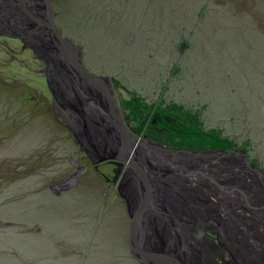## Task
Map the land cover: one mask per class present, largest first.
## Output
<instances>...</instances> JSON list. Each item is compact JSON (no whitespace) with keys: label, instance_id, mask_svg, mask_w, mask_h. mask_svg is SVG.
Wrapping results in <instances>:
<instances>
[{"label":"rangeland","instance_id":"1","mask_svg":"<svg viewBox=\"0 0 264 264\" xmlns=\"http://www.w3.org/2000/svg\"><path fill=\"white\" fill-rule=\"evenodd\" d=\"M53 1L54 22L82 48L86 67L119 81L138 109L198 111L203 129L239 145L249 139L264 163V0ZM42 71L18 41L0 37V255H8L0 261L31 264L27 253L36 264H137L125 202L95 170L87 164L79 184L53 191L78 149L53 113ZM115 93L134 105L122 88ZM177 123L167 142L201 147ZM28 232L40 237L32 251Z\"/></svg>","mask_w":264,"mask_h":264},{"label":"water","instance_id":"2","mask_svg":"<svg viewBox=\"0 0 264 264\" xmlns=\"http://www.w3.org/2000/svg\"><path fill=\"white\" fill-rule=\"evenodd\" d=\"M53 2L0 0V37L18 41L41 63L52 102L71 108L74 114L65 127L86 155L93 156L92 163L113 160V180L124 164L129 166L118 191L130 221L131 257L137 264H193L192 256L204 243L199 231L206 228L229 245L227 264H264V241L248 234L245 222L237 216L235 220L231 209L233 204L255 216L264 230V218L255 215L264 207L255 206L251 198L254 189L264 196V169L250 163L242 150H175L147 142L140 136L145 118L129 130L115 92L122 88L135 100L134 94L116 79L86 67L82 48L57 28ZM159 117L155 112L153 122ZM165 119L175 125L170 116ZM138 148L146 156L142 162L134 157ZM77 175L60 180L53 191L70 190ZM210 203L214 206L208 207ZM219 211L235 221L220 219Z\"/></svg>","mask_w":264,"mask_h":264},{"label":"flooded vegetation","instance_id":"3","mask_svg":"<svg viewBox=\"0 0 264 264\" xmlns=\"http://www.w3.org/2000/svg\"><path fill=\"white\" fill-rule=\"evenodd\" d=\"M117 101L120 107V113L124 119V124L125 126H127L129 130L132 129V127L137 126V124L140 122L142 118H145V121L143 123L144 127L140 135L142 139H144L147 142H151L152 144L168 147L170 149H175L176 147H178L177 145L175 146L167 142L168 139H166L165 137V135H167L166 131L168 129V125L175 126L173 123L165 119V115L167 114L164 115L160 114V117L157 118L155 122H153V119L155 117V112L138 109L139 107H137V104H135V100L132 99L133 102L132 104L134 105H131L128 108H126V106L122 104V99L119 100L117 98ZM51 106L53 108L54 115L56 117L58 116L62 120V122H64V124L66 122V119H68V116H72V114H74L70 110L71 108L68 105H66V103L62 101L53 103L52 97H51ZM126 115H130L129 121L125 120ZM67 132H68V137L74 140L72 138V134L69 128H67ZM74 143L76 144V147L78 149V153L76 156L77 158L73 159L72 156H69V158L67 159L69 163L73 165V170L66 179H69L70 176L78 172V175L75 178L76 182L73 186L79 184L80 175L86 169L88 164L93 170L96 171L99 178L101 180H104L108 184V186L113 190V192L114 191L117 192L118 196L120 197L118 187L124 181V177L126 176V173L127 174L129 173L128 172L130 169L129 166L124 164L119 174L116 176L115 180H113L115 176V170L117 168L113 160L105 161L100 164L94 165L92 163L93 156L91 155L92 159H90L83 151V149H81L79 144L75 142V140ZM107 172L108 175L106 174ZM218 235H219L218 232L211 231L206 228H203L201 231H199L200 240H203L204 243L202 247L199 249V254L192 256L193 264H227L229 262L231 256L229 245H226L225 243H221Z\"/></svg>","mask_w":264,"mask_h":264},{"label":"trees","instance_id":"4","mask_svg":"<svg viewBox=\"0 0 264 264\" xmlns=\"http://www.w3.org/2000/svg\"><path fill=\"white\" fill-rule=\"evenodd\" d=\"M199 16H201V15L199 14ZM241 25H243V24H241ZM256 35H258V34H256ZM258 36H260V35H258ZM260 37L264 38V36H260ZM174 72H175V70L173 71V74H174ZM165 90H166V86L163 85L162 89L160 91L161 95L164 93ZM137 99H139V98H137ZM261 100H264V98H261ZM129 102L133 103L132 98L129 100ZM263 104H264V102H263ZM163 107L165 108L164 113L168 114L173 119L175 118V115H173V113H176V114L181 113L180 115H178V121L179 122L181 121V123H177L176 120H175V122L177 124H180V125H182V123H184V125H185L184 128L189 129V131L186 130V133H185L191 137V139H189V141L196 142V143L198 142V144L201 145V147L197 148L196 150L192 149L193 151L205 150V149L208 150L210 148L218 149V150L219 149H222V150L235 149V150H239V151L242 150L245 152L246 157L250 163H253L259 169H264V163L260 162V160L258 159L259 154H257L255 149L253 148L252 141H250L249 139L243 141V143L239 145L236 142H234L232 139L225 137L223 135L222 130L219 128L218 129L210 128L207 130L203 129V126H202L201 122L199 121L200 120V118H199L200 112L196 111V113H192V112H188L186 110L184 111L183 106L176 104V103L168 104V105H165ZM262 121L263 122H261V125L264 126V120H262ZM172 127H174V126H172ZM175 134L182 135V134H180V132L178 133L177 130H176ZM194 135H197V137L194 138L193 137ZM182 137L184 139L185 136H182ZM192 138L195 141H193ZM178 147L181 149H185V150L190 149L187 146V144L185 145L182 142H180V144H178ZM12 224H14V223H12ZM4 246L5 245H2L1 247L5 248ZM7 249H9V248H7ZM6 257L7 256H5V258ZM1 258H3V256L0 255V260H2ZM0 263H1V261H0Z\"/></svg>","mask_w":264,"mask_h":264},{"label":"bare ground","instance_id":"5","mask_svg":"<svg viewBox=\"0 0 264 264\" xmlns=\"http://www.w3.org/2000/svg\"><path fill=\"white\" fill-rule=\"evenodd\" d=\"M137 157L138 158V160L139 161H144V157H146V156H142V154H141V151L139 150V148L137 149V151L134 153V157ZM170 187H172L171 185H170ZM180 187V186H179ZM254 191H255V193H253V195H251V198L253 199L254 198V201H256L255 202V206H259L258 204H260V205H262L263 207H264V196L262 195L261 196V194H259L258 193V191H256L255 189H254ZM236 195V194H235ZM238 196V195H237ZM236 201H238V200H236ZM253 205H254V203H253ZM210 206H214V204L212 203V205H211V203H210ZM209 205H208V207H210ZM188 207V206H187ZM192 206L191 205H189V207L188 208H191ZM202 207H204L203 206V204H202ZM231 209H233L232 211H233V213H234V215H232V217L236 220L237 219V217H241L242 218V220L245 222V225H246V229H248L247 230V233L248 234H250L251 236H254V237H259V239L261 240V241H264V230H263V227L262 226H259L258 225V223L256 222V217L255 216H251V215H249V214H247V213H245L244 212V210L242 211L240 208H236V206H233V204H232V206H231ZM231 211V212H232ZM264 209L262 210V211H257V212H255V215L256 216H259L260 217V219H263L264 218ZM221 213H224V214H222V216H221ZM207 214V213H206ZM226 214L227 213H225V212H223V211H220L219 212V217H220V219H225L226 221H228L229 223H233L235 220L233 219L232 220V222L231 221H229L228 220V218L229 217H226ZM230 214V213H229ZM236 214V215H235ZM247 214V215H246ZM210 215V214H209ZM237 216V217H236ZM231 219V218H230ZM242 223V222H241ZM239 225V224H238ZM240 226V225H239ZM240 229V228H239ZM241 231V230H240ZM235 232V231H234ZM236 233V232H235ZM204 235V234H203ZM234 236V235H233ZM251 236H249L250 238H252ZM243 236L242 235H240V238H242ZM214 247V246H213ZM216 253V252H215ZM226 253V252H225ZM204 254V253H203ZM219 257V256H218ZM215 259V258H214Z\"/></svg>","mask_w":264,"mask_h":264},{"label":"crops","instance_id":"6","mask_svg":"<svg viewBox=\"0 0 264 264\" xmlns=\"http://www.w3.org/2000/svg\"><path fill=\"white\" fill-rule=\"evenodd\" d=\"M22 224H23V220H22ZM24 225V224H23ZM31 232V231H30ZM30 232H28L27 234H25V238H23L24 240L26 239V240H28V242L26 243L27 244V246L29 247V250L30 251H32V249H31V242H34V241H39V239H40V237L37 235V233H35L34 235H32V234H30ZM11 249H13V248H11ZM10 249V250H11ZM10 250H4V251H10ZM12 253H14V252H12ZM12 255H14V254H12ZM1 256H3V258H5V256H7L8 257V255L7 254H2ZM25 257L28 259V261H30V263L32 264H36L35 263V261H34V259L33 258H30V256H28L27 255V253H26V255H25ZM0 264H9V263H6V262H1Z\"/></svg>","mask_w":264,"mask_h":264}]
</instances>
